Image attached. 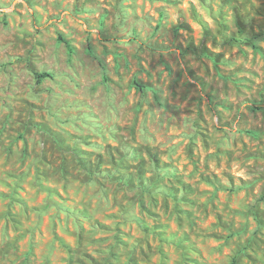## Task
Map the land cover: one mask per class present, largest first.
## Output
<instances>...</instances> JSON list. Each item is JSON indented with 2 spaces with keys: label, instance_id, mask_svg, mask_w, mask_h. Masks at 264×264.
Returning <instances> with one entry per match:
<instances>
[{
  "label": "clouds",
  "instance_id": "clouds-1",
  "mask_svg": "<svg viewBox=\"0 0 264 264\" xmlns=\"http://www.w3.org/2000/svg\"><path fill=\"white\" fill-rule=\"evenodd\" d=\"M0 264H264V0H0Z\"/></svg>",
  "mask_w": 264,
  "mask_h": 264
}]
</instances>
